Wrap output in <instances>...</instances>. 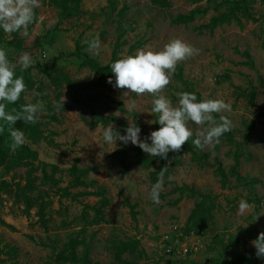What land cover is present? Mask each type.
<instances>
[{
    "label": "rangeland",
    "instance_id": "374dc122",
    "mask_svg": "<svg viewBox=\"0 0 264 264\" xmlns=\"http://www.w3.org/2000/svg\"><path fill=\"white\" fill-rule=\"evenodd\" d=\"M46 1L38 0V18L28 29L27 36L18 33L14 38L12 33L6 35L0 30V47L7 50L12 63L24 53L32 57L33 65L25 71L34 88L25 93L23 103L42 107L36 122L37 130L42 139L53 141L50 146L45 140L34 142L24 135L23 145L37 154L35 166L44 164L57 169L53 180L48 179L44 185L39 180L35 182L38 192L45 194L44 200L48 203L45 226L38 221L36 207L26 212L14 192L5 188L0 193V220L6 225L0 224V264H69L58 262L56 258L76 237L84 240V245L76 248L77 256L80 258L87 253L93 264H114L112 245L132 240L138 241V249L145 253V259L137 260V264H227L235 248L239 255L245 248L258 261L264 260L256 256V249L251 244L260 232H264V0L249 3L251 20L241 19L240 24L223 25L212 32L201 27L226 10L221 3L235 0H170L167 8L154 6L150 0H82V14L73 20L62 19L54 8L42 4ZM110 2H114L115 11L109 7ZM122 8L126 11L119 18L117 13ZM195 10L204 12L187 25L171 24L178 16ZM118 32L124 33L122 40L129 43L120 54L122 58L130 46H138L132 54L145 47L158 51L177 38L199 50L198 55L179 62L177 67L182 70L183 80L200 98L223 100L230 105L229 111L213 115L227 117L232 122L234 141L242 144L238 179L229 176L226 187H221L220 179L213 175L210 166L217 162L229 173L234 149L222 137L218 144L197 149L192 139L206 125L189 122L193 137L185 145L196 156L207 155V165L193 161L190 154L182 155L170 175L173 179H165L160 203L151 201L149 192L153 184L148 177L151 170L141 166L148 154L131 143L125 146L117 141V147L106 144L102 134L104 128L112 125L115 131L124 135L130 122L140 124L147 136L157 130L158 125L150 123L155 120L151 113L152 96H127L124 94L126 89L113 86L114 75L111 78L113 84H109V80L99 82L95 74L72 56L79 46L90 59L101 66L107 65ZM97 38L101 44L100 54H90L88 43ZM18 41L22 46L15 48L12 44ZM42 52L46 54L45 59L41 57ZM244 52L248 53L252 67L244 64ZM42 65L56 66L72 81L70 88L61 89L60 100L64 96L62 106L68 110L56 113L58 122H51L48 117L52 111L48 103L55 104L57 92L38 70ZM251 88L256 91L253 104L238 96L237 90L249 91ZM179 89L180 86L170 78L163 94L175 102ZM132 102L137 106L134 111L129 110ZM92 114L114 117L119 122L93 128L90 125L94 121ZM250 122L253 130L245 138ZM140 138L146 137L140 133ZM123 149L130 150L122 155ZM115 152L119 154L114 156ZM74 160L79 161L81 170L93 169L86 181L95 185L88 189H70L72 197L60 199L59 190L70 183L68 169ZM28 169L0 168V184L24 186ZM47 173L50 175L49 168ZM34 175L41 178L39 172ZM97 189L105 191L109 205L104 211V222L88 226L93 213L88 212L83 218L82 206L96 207L99 199L78 197L77 194ZM177 189H184V192H177ZM185 189H192L195 196L186 193ZM36 194L33 192L32 198L35 199ZM123 198L135 206V221L131 219L129 209L123 206ZM242 200L251 205L243 213L239 209ZM199 203L209 210L204 216L200 236L196 240L188 239L198 240L199 250L183 257L159 256L162 238L165 235L172 238L173 234L169 232L174 226L184 228ZM197 218L196 215L194 219ZM81 229H84L82 234ZM123 259L133 261L127 254Z\"/></svg>",
    "mask_w": 264,
    "mask_h": 264
},
{
    "label": "trees",
    "instance_id": "16d2710c",
    "mask_svg": "<svg viewBox=\"0 0 264 264\" xmlns=\"http://www.w3.org/2000/svg\"><path fill=\"white\" fill-rule=\"evenodd\" d=\"M170 0H150L151 4L154 6H157L159 8H167L169 6ZM81 2L82 0H47L46 2H43L42 4L51 8H54L59 16L64 20H73L77 19L81 14ZM249 3H251V0H235L231 2H223L221 3L222 7H226V10L223 13L218 14L215 17H212L208 24L201 27L203 30H207L208 32H212L214 29L221 27L223 25H230L231 23L240 24L241 19H244L246 21L251 20L250 13L248 11ZM109 7L115 11L116 6L114 2L109 3ZM126 11V8H122L117 15L119 18L123 17V13ZM204 11L195 10L190 12L188 15H181L178 16L176 19H174L171 24L175 26H181V25H187L191 23L196 15L202 14ZM34 15L35 19L32 24L28 26V29H31L33 25L36 23L38 14L36 9H34ZM14 38L18 37V33L14 32L12 33ZM124 33L118 32L117 36L115 38L110 61L107 65L101 66L94 60L90 59L88 56H86L80 49L79 46L76 47L75 53L72 55L75 58H77L81 66L84 68L89 69L93 74L96 75L97 80L99 82H103L104 80H109L112 78L113 74L111 73L110 65L116 61L117 59H120V54L122 53V50L125 46H127L129 43L125 40H122ZM15 48L21 47L22 43L21 41H18L17 43L12 44ZM138 48V46H130L125 53V57L128 55H132V53ZM264 52V48H263ZM244 58L246 59V62L244 63L246 66L252 67L253 63L250 60V57L247 52H244L242 54ZM38 70L49 79V83L54 88V90L57 92L55 96V104L51 105L49 104V108L52 109L50 112V115L48 116L51 122H58V119L56 118V113H63L66 110H68L67 107L62 106V108H57L56 104L60 101L61 98V89L63 87L70 88L72 86V81L69 77H67L64 73H62L56 66L50 67L48 65H42L39 66ZM16 74L18 76H23L24 83L26 85V91L21 93L20 99L16 102V104H9L7 105L6 110L7 111H19L20 105H24L23 103V97L26 92L32 90L34 88V84L29 76V73L27 71H21L19 67L16 69ZM171 79L180 86L179 93L180 92H193L197 95L198 100L201 99L199 94L195 92V90L191 87V85L183 80L182 76V70L178 67H176V70L174 74L172 75ZM239 90L238 96L244 97L249 104H253L254 96L256 94V91L254 88H251L248 90ZM154 119H156L155 114H153ZM92 117L94 121L90 123V125L95 128L98 125H101L103 127L108 126L110 123H117L119 122L118 119L114 117H100L95 114H92ZM218 120L219 117L215 116ZM0 125L4 127V131L0 132V168L6 167L7 170H10L15 167H28L27 171V177H26V183L24 186H21L20 184L17 185H9L7 183H1L0 184V193L6 188L10 192H14V194L19 197V201L23 203L25 206V211L28 212L33 207L37 208V218L38 221L45 226L44 221V214L46 210V206L48 203L44 200L45 194L42 195V193L38 192L37 187L35 186L36 181H40L41 185H44V183L50 179L53 180L54 174L57 172V169L53 166H47L44 164L35 166L34 163L37 160V154L34 152H31L29 148L25 145H22L20 147H17L13 149L11 147L12 140L9 135L8 131V125L4 124V122L0 121ZM138 127L141 128V134L147 137V135L143 132V128L140 124L136 123ZM158 125V124H156ZM16 128H19L23 134L27 137H30L34 140V142L38 139H42V134L37 130V124H26L22 121H17ZM159 128V125L157 129ZM247 133L245 135V138L249 137L253 130V123L250 122L247 127ZM222 138L230 144L234 149L233 154V166L230 168L229 173H226L221 168L220 164L215 162L214 165L210 166L213 168V175L215 177H218L220 179V184L222 188H225L228 184V178L229 176H232L236 179H238V168H239V162H240V149L242 147L241 143H237L234 141V136L231 131L225 133ZM42 140H45L47 144L50 146L52 145V140H48L43 138ZM130 149H123L121 150V154H127ZM119 153L115 152L113 155L117 156ZM185 154H190L193 161H196L200 165H207V155L201 154L200 156H196L191 148H189L187 145H182L181 149L177 153L170 152L168 153V158L166 160L160 159L158 157L153 158L146 156V158L142 161L141 166L144 169L151 170V172L148 173L149 180L152 184H155L157 182V179L160 175V171L166 169L164 172V183L166 177H169L171 173L174 171L175 167L180 161V157ZM122 160V159H121ZM79 161L74 160L71 167L68 169V176L70 178V183L67 186V188L60 189L59 192L62 194L60 196V199L63 197L71 198L69 194L70 189H76V188H85L88 189L90 187H93L95 183L90 182L88 183L86 181L88 174L93 170L91 168H85L83 170L78 168ZM50 170V175L47 173V169ZM125 168H127L125 166ZM41 173V178L36 177L35 173ZM163 183V184H164ZM186 193H189L193 196H195V192L192 189H185ZM33 192H37L35 199L32 198ZM177 192H184V189H177ZM78 197H94L98 198L99 201L97 203L96 207H89V206H82V216L83 218L88 214V212L93 213L92 220L90 221L88 226L93 225H100L104 222V211L108 207L109 202L106 199V193L104 190L97 189L94 192H83L78 193ZM123 206L129 209L131 219L133 221L136 220L137 213L134 211L135 206L130 205L129 202L123 198L122 202ZM209 209H204L202 207V204H196L194 207L193 212L191 213V216L189 217L185 227L179 228L180 233L182 236H200V230L203 228L204 225V216L207 214ZM198 216L197 219H194L195 216ZM203 216V217H202ZM0 224L3 226H6L5 223H3L0 220ZM10 228V227H8ZM82 234L84 232V229H81L80 231ZM84 245V240L80 237H76L73 240H70L67 244V248L65 251L61 252L56 260L58 262L63 263H69V264H93L87 257V253H85L82 257H78L76 253V248L79 246ZM139 248V242L132 240L127 242H118L117 244H113L111 247V254L113 257L114 264H137V260H143L145 259V253ZM127 254L131 257H133V261L123 259V256ZM97 264V263H94ZM227 264H264V260L258 261L255 257L252 256L251 251H246L245 248H243V254L239 255L238 250L235 248L231 254L230 260L227 262Z\"/></svg>",
    "mask_w": 264,
    "mask_h": 264
},
{
    "label": "clouds",
    "instance_id": "9594fccd",
    "mask_svg": "<svg viewBox=\"0 0 264 264\" xmlns=\"http://www.w3.org/2000/svg\"><path fill=\"white\" fill-rule=\"evenodd\" d=\"M37 7H39L38 0H0V30L6 35L16 32L27 36L28 26L35 19L34 9ZM100 48L101 44L97 38L88 43L87 50L90 54L99 55ZM198 54V49L177 38L170 40L161 50L154 51L145 47L138 49L132 55L114 61L110 68L115 81L113 84L112 79H109L108 83L113 84L115 88L126 89L124 94L127 96L151 95L153 98L151 113L155 114L156 119L150 123L158 124L159 128L151 131L142 140L141 128L136 123L130 122L124 130V135L115 131L110 125L103 130V142L114 144L116 147L117 141L125 146L131 143L149 157L166 160L168 153L178 152L182 145L193 137V130L189 124L191 122L197 126L206 125L197 131L196 138L192 139V144L197 149L218 144L220 138L231 131L232 122L225 116H219L217 120L213 114L229 111V104L217 99L198 100L193 92L177 93L175 102L163 94L178 63ZM32 65L33 60L29 54H22L16 63H12L8 58L7 50L0 47V121L9 126L13 149L22 146L25 140L23 132L15 127L17 121L35 124L39 119V113L43 110L39 104L20 105L19 111L6 110L7 105L16 104L21 93L26 91L23 76L16 74L17 66L21 71H25ZM63 103L64 96L56 107L62 108ZM136 107L134 102L129 104L130 111H134ZM3 131L4 127L0 125V132ZM165 171L166 169L160 171L157 182L151 186L149 192L151 201L157 205L160 203ZM168 179L171 180L173 177L169 176ZM250 207L247 201L242 200L239 203L241 213ZM251 244L256 249V256L264 258V232H260Z\"/></svg>",
    "mask_w": 264,
    "mask_h": 264
},
{
    "label": "built area",
    "instance_id": "2783aa9c",
    "mask_svg": "<svg viewBox=\"0 0 264 264\" xmlns=\"http://www.w3.org/2000/svg\"><path fill=\"white\" fill-rule=\"evenodd\" d=\"M41 57L45 59L46 54L42 52ZM169 233L173 234L172 238L171 236L169 237V235H165L162 238L163 247L161 253L158 252L159 256L183 257L190 254H195L199 250L198 240L196 242L191 240L188 241V239H192V238L196 240L197 236L194 235L182 236L177 226L172 227Z\"/></svg>",
    "mask_w": 264,
    "mask_h": 264
}]
</instances>
